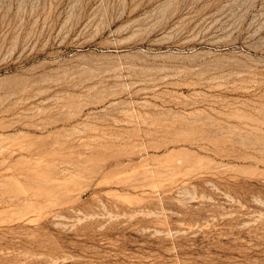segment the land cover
Wrapping results in <instances>:
<instances>
[{"label":"rangeland","instance_id":"rangeland-1","mask_svg":"<svg viewBox=\"0 0 264 264\" xmlns=\"http://www.w3.org/2000/svg\"><path fill=\"white\" fill-rule=\"evenodd\" d=\"M0 264H264V0H0Z\"/></svg>","mask_w":264,"mask_h":264}]
</instances>
